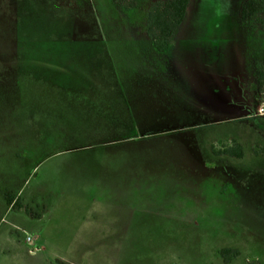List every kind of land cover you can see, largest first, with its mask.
<instances>
[{"label": "rangeland", "instance_id": "374dc122", "mask_svg": "<svg viewBox=\"0 0 264 264\" xmlns=\"http://www.w3.org/2000/svg\"><path fill=\"white\" fill-rule=\"evenodd\" d=\"M156 1L0 0V264H264V9Z\"/></svg>", "mask_w": 264, "mask_h": 264}, {"label": "trees", "instance_id": "16d2710c", "mask_svg": "<svg viewBox=\"0 0 264 264\" xmlns=\"http://www.w3.org/2000/svg\"><path fill=\"white\" fill-rule=\"evenodd\" d=\"M190 0H159L154 2L147 10L146 15V34L151 41L153 47L157 51H164L170 44V40L180 26L186 14L187 6ZM118 6L122 9L130 10L134 7L136 0H115ZM264 9V1L262 0H246L241 9V18L246 20L256 12ZM257 82L259 86L264 88V71L258 74ZM213 154L218 156L241 158L243 151L241 146L235 143L233 146L224 147L215 151ZM8 205L20 208L19 202H14L7 198ZM235 252L231 249H223L221 255L225 258L226 255ZM235 256L237 253L235 252ZM225 260V259H224ZM227 262L226 260L224 261ZM60 264H64L60 262Z\"/></svg>", "mask_w": 264, "mask_h": 264}, {"label": "built area", "instance_id": "2783aa9c", "mask_svg": "<svg viewBox=\"0 0 264 264\" xmlns=\"http://www.w3.org/2000/svg\"><path fill=\"white\" fill-rule=\"evenodd\" d=\"M256 114L257 115L260 114L262 116L264 115V105H260L259 104V105L256 106Z\"/></svg>", "mask_w": 264, "mask_h": 264}, {"label": "flooded vegetation", "instance_id": "af4514ba", "mask_svg": "<svg viewBox=\"0 0 264 264\" xmlns=\"http://www.w3.org/2000/svg\"><path fill=\"white\" fill-rule=\"evenodd\" d=\"M254 90L253 91H256V88H253ZM247 102H248V99L246 98L245 99ZM250 109L249 110H252V107L251 106H248Z\"/></svg>", "mask_w": 264, "mask_h": 264}]
</instances>
